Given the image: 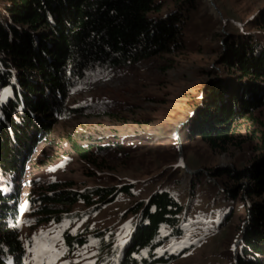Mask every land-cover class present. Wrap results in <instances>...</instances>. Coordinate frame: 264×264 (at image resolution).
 Returning a JSON list of instances; mask_svg holds the SVG:
<instances>
[{
	"label": "rangeland",
	"instance_id": "obj_1",
	"mask_svg": "<svg viewBox=\"0 0 264 264\" xmlns=\"http://www.w3.org/2000/svg\"><path fill=\"white\" fill-rule=\"evenodd\" d=\"M158 1L164 10L175 6L173 0ZM188 4L179 50L116 66H93L75 82L61 116L46 118L52 123L26 153L18 183L23 264H37L28 250L37 243L33 236L50 241L57 251L64 249L52 264H102L101 240L124 247L136 222L128 210L159 189L168 190L183 206L179 232L161 227L164 240L154 256L143 249L135 259H146L148 264H238L239 236L250 203L241 189L236 199H229L222 186L232 183L214 174L220 169L242 170L255 162L257 138L264 135V107L252 119L241 121L238 141L225 151L189 139L183 128L204 107L208 84L223 76L218 68L224 43L237 32L254 34L248 23L264 17V0H189ZM65 182L79 191L130 188L97 211L78 202L63 211L60 220L38 222V203L30 199L52 183ZM65 234L87 241L70 252ZM57 235L58 240L52 239ZM171 256L175 258L167 263L154 262Z\"/></svg>",
	"mask_w": 264,
	"mask_h": 264
},
{
	"label": "trees",
	"instance_id": "obj_2",
	"mask_svg": "<svg viewBox=\"0 0 264 264\" xmlns=\"http://www.w3.org/2000/svg\"><path fill=\"white\" fill-rule=\"evenodd\" d=\"M173 1L175 6L164 10L158 0H0V264H23L18 183L26 153L52 123L46 118L61 116L75 82L93 66H116L179 50L189 0ZM248 24L254 34L230 35L218 68L223 76L208 84L204 107L183 128L189 139L198 138L212 150L225 151L228 144H236L241 121L252 119L264 107V17ZM257 140L259 155L250 167L214 174L232 183L222 186L229 199H236L241 189L250 203L239 236L238 264H264V135ZM198 178L197 174L191 182V191ZM242 180L248 183L238 184ZM72 185L52 183L30 199L38 203V222L58 221L78 202L97 211L130 188L79 191ZM182 212V204L166 189L136 202L128 210L136 218L130 241L115 248L111 241L101 240L100 263L148 264L134 256L147 249L153 257L164 240L160 228L179 232ZM65 239L70 252L87 241L81 235L65 234Z\"/></svg>",
	"mask_w": 264,
	"mask_h": 264
},
{
	"label": "snow or ice",
	"instance_id": "obj_3",
	"mask_svg": "<svg viewBox=\"0 0 264 264\" xmlns=\"http://www.w3.org/2000/svg\"><path fill=\"white\" fill-rule=\"evenodd\" d=\"M127 227V226H126ZM44 234H41L43 237ZM33 241H37L36 244H34L32 247H30L28 250L30 252H33V259L37 261V264H44V261L47 260L48 264H52V261H54L59 256H62L64 254V249L61 248L59 251H57L51 244L50 241H38L36 236L32 237ZM52 239H59V235L53 237ZM95 243V242H93ZM27 247V245H26ZM64 264H67V261L64 262ZM94 264V262H93Z\"/></svg>",
	"mask_w": 264,
	"mask_h": 264
},
{
	"label": "water",
	"instance_id": "obj_4",
	"mask_svg": "<svg viewBox=\"0 0 264 264\" xmlns=\"http://www.w3.org/2000/svg\"><path fill=\"white\" fill-rule=\"evenodd\" d=\"M213 8H215L213 5H212Z\"/></svg>",
	"mask_w": 264,
	"mask_h": 264
}]
</instances>
